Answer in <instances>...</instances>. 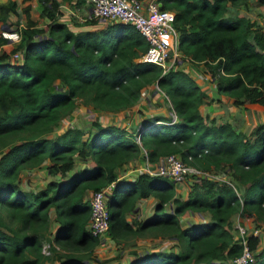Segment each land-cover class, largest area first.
<instances>
[{
	"label": "trees",
	"instance_id": "trees-1",
	"mask_svg": "<svg viewBox=\"0 0 264 264\" xmlns=\"http://www.w3.org/2000/svg\"><path fill=\"white\" fill-rule=\"evenodd\" d=\"M31 1L20 0L19 40L3 47L0 35V264H92L91 255L101 237L86 229L88 196L112 182L107 193L106 235L115 242L151 231L171 239L172 249H152L115 264H225L240 253L241 244L230 231V216L239 220H264V122L248 134L227 121L216 123L202 115L206 95L188 73L136 60L146 48L144 37L130 23L97 22L93 17L71 23L62 19L59 4L79 7L85 0H35L41 5L40 25L31 15ZM247 0H161L173 10L178 47L190 61L208 69L218 93L234 105L251 103L264 109V32L255 20L226 13L227 3ZM264 3V0H258ZM16 12V1L0 2V31ZM9 52L20 54L8 61ZM58 81V87L50 85ZM155 83L169 101L176 118L145 116L132 131L115 124L91 121L92 129L69 126L53 132L76 101L99 110L117 111L134 103L140 90ZM162 120V122H154ZM139 134V143L133 139ZM145 151L149 162L174 153L187 165L219 172L225 169L229 184L199 176L187 194H175L172 179L138 172L133 180L117 178V170ZM75 157L93 165L66 176ZM46 162L49 179L43 188H23L19 172ZM155 197L153 211L143 219L126 218L136 200ZM167 205V208L165 206ZM207 211L209 220L182 224L185 210ZM57 229L51 232V222ZM104 236V235H103ZM256 237L247 245L254 249ZM48 243L51 255L41 251ZM177 242V245H174ZM176 247V248H175ZM175 248V249H174ZM255 250V249H254ZM247 264H264V247L254 251Z\"/></svg>",
	"mask_w": 264,
	"mask_h": 264
},
{
	"label": "rangeland",
	"instance_id": "rangeland-1",
	"mask_svg": "<svg viewBox=\"0 0 264 264\" xmlns=\"http://www.w3.org/2000/svg\"><path fill=\"white\" fill-rule=\"evenodd\" d=\"M34 1L35 0H32V2ZM31 12H32L31 13L32 17L38 21V24L42 25L46 21L45 18L40 16V12H41L40 4L35 3L31 5ZM73 13L76 14L77 16L73 15ZM73 13L66 14L67 21L69 20H72L74 22L82 21V19L78 18V15L81 14L80 11H74ZM226 13H230V14L237 13V14L245 15L258 22L262 27V29H264V4L258 2V0H247V4L239 3L236 4V6H232V4L228 2ZM62 18H65V16H62ZM21 20L22 19H21L20 8L16 9V12L12 13L8 18V22H10L11 25L14 23L19 24ZM109 21H113V20L107 19L106 22ZM3 47H6V51H7L8 47L10 48V45L9 46L4 45ZM136 60L138 61V58H136ZM175 68L182 69L186 73L189 72L188 74L192 78H194V80L197 79V81L199 82L202 81L211 82V80H213L208 72L207 67L201 61L199 62L190 61L187 57L183 56L182 62H180V64L177 65ZM57 87H58V83L56 81L50 85V89H55ZM244 104H247L248 107L251 106L249 103H244ZM245 108L246 111H243L242 113L243 121L241 122V124H243L244 126L243 130H245V128L250 129V127L252 129L253 125L264 120V109H255L253 105L251 108H247V106H245ZM116 112L117 113L110 112L106 109L99 110L89 105L82 104L80 101L77 100L70 113L58 121V124H56V126L54 127L53 132L58 133L69 126L79 127L80 129L86 132L92 129L90 123L94 119L102 124L111 123L117 125L119 123L118 125L124 128L127 127L129 128L130 125L133 131L136 125H139L140 120H142V118H144L145 116L156 115L159 112H162L164 116H170L172 110L170 109L169 101L166 99V97L164 96L163 92L159 89V87L155 83H150L149 85L143 87L140 90V95L134 103H132L130 106L124 109L117 110ZM118 119L119 121H117ZM237 121L238 118L235 119V122ZM135 162H136V166H141L143 164V161L140 158L136 159ZM124 170L125 168L123 165V167L121 166L117 170V173L121 171L120 175H122ZM137 171L130 172L127 175L123 174L120 177H122L123 179L129 174H130L129 176H131L132 174L138 173ZM208 173L209 174L207 177L209 178H213L216 180L229 179V176L227 175L225 169L219 172L211 173L210 171ZM50 175L51 174L49 175L45 174L44 168L25 169L20 173V181L22 183V186H24L25 188H31V187L36 188L40 186L43 182H45L47 179H51V178L53 179V176ZM198 179L199 178L189 177L187 178V180L176 182L177 185L176 187L178 188V190L175 191L176 196L182 198L181 194H184V191H185L184 195H186L189 186H191L193 182L198 181ZM143 202L145 206L142 204L141 205L142 207L137 208L138 213L136 212L134 214L135 217H143L142 214L144 215L146 213V211H143L142 209L147 207V205H149V202L147 201V199ZM166 207L167 205L165 206V208ZM127 216L129 219L133 218L132 214L130 213H127ZM180 219L182 221L181 222L182 224H187V221L190 220L191 217L190 214L188 215L184 214L181 216ZM230 221H231L230 231L233 233V237L235 239L237 238L238 235V228H237L238 226L243 228L247 235H254L257 238L254 248L255 250L264 247V220H258V222H256L255 224V222L253 223L247 219L239 220L238 214L234 213L230 216ZM50 222L52 225V221ZM154 239H159V237L152 236L151 231H144L139 236L125 240H119L117 242L108 238L107 235L104 234V236H102L101 239L99 240V243H97L91 250V255L94 256L96 259H98V262L94 263L91 261V263L106 264L108 263L107 261L110 259H114L113 261L118 262L121 259H123V257L126 258L128 254H130L131 251L133 250L136 249L147 250L150 249V247L152 246L159 247L158 243H156ZM173 241L163 242V245L167 243V246L165 245L166 246L165 249H170V248L172 249L173 247H171V245L173 244ZM176 243L177 242H174V245H177ZM254 249L252 250L255 251ZM48 255H51L50 250ZM62 261H64V259L63 260L59 259L58 261L46 260L44 264H62Z\"/></svg>",
	"mask_w": 264,
	"mask_h": 264
},
{
	"label": "built area",
	"instance_id": "built-area-1",
	"mask_svg": "<svg viewBox=\"0 0 264 264\" xmlns=\"http://www.w3.org/2000/svg\"><path fill=\"white\" fill-rule=\"evenodd\" d=\"M86 3L88 5L86 17L130 23L144 37L146 48L139 55L138 60L158 65L161 68V73L175 68L182 62L183 55L178 47V32L172 23L173 10L161 8V0H86ZM59 7L64 16L67 13H72L70 7L65 3H60ZM62 19L65 21V18ZM19 25H21L20 22L14 25L7 24L1 28L0 35L5 39L4 45L13 46L19 40ZM19 57V53L10 52L6 60L16 61ZM167 117L169 118L168 122H173L176 118L173 111ZM154 122H162V120ZM133 139L139 143V134L134 133ZM141 155L140 159L143 164L135 168L138 172L163 175L174 182H181L189 177L197 178L200 175L207 177L210 172L185 164L174 153L159 157L155 163L147 160L144 150ZM223 180L229 183L228 179ZM111 187L112 182L91 191L88 195L89 216L86 229L91 235L102 237L106 233L108 227L106 197ZM237 228V238L241 244V250L239 254L226 259L225 264H247L253 259L254 251L247 245L249 235L243 228L238 226ZM48 246L47 242H42L41 251L48 253ZM166 246L160 244L158 249H164Z\"/></svg>",
	"mask_w": 264,
	"mask_h": 264
},
{
	"label": "crops",
	"instance_id": "crops-1",
	"mask_svg": "<svg viewBox=\"0 0 264 264\" xmlns=\"http://www.w3.org/2000/svg\"><path fill=\"white\" fill-rule=\"evenodd\" d=\"M16 1V9H19L20 8V6H21V2H20V0H15ZM86 1V0H85ZM0 2H2V0H0ZM36 2L34 1V2H32L31 1V5H33V4H35ZM262 4H264V3H262ZM69 7V6H68ZM71 9V11H72V13L74 12V11H80V13L82 14H79L78 15V18L79 19H82L84 16H86V14H87V12H88V5H87V3H83V4H81L79 7H72V8H70ZM32 13V12H31ZM238 13V12H237ZM12 13H9L8 14V18L10 17V15H11ZM73 15H76V14H74L73 13ZM77 16V15H76ZM65 21H67V17L65 16ZM73 18V17H72ZM106 21H107V19H100V20H98L97 22H95V23H93V24H90V25H85L84 27L85 28H91V29H93V28H98V27H102L105 23H106ZM21 22V21H20ZM72 20H69V21H67V24L70 26V27H73V28H77L76 26H74L72 23ZM256 23H258V22H256ZM9 24H10V22H9ZM15 24V23H14ZM13 24V25H14ZM259 24V23H258ZM260 25V24H259ZM261 29H262V27H261ZM263 30V32H264V29H262ZM186 70V69H185ZM188 72V71H187ZM189 73V72H188ZM57 83H58V81L57 80H55ZM196 81V83L197 84H199V86H200V88H203V89H201L202 91H203V93L206 95V97H205V102L204 103H202L200 106H199V111L201 112V114L202 115H208L209 117H214V119H215V122L216 123H220V122H224V121H227V122H229L230 124H231V126L235 129V130H237V131H241V132H244L245 134H248L250 131H251V127H250V129H246L245 128V130H247V131H245V130H243V128H244V126H243V124H241V122L243 121L242 120V113H243V111H246V108H245V106H247V108H251L252 107V104L251 103H249L251 106H249L248 107V105L247 104H243V105H234L233 103H232V98L231 97H229V96H227V95H225V94H221V93H218L217 91H216V89H215V84H214V81L213 80H211V82L210 81H208V82H199V81H197V79L195 80ZM163 109V108H162ZM110 112H115V113H117L116 111H110ZM158 114H163L162 112H159V113H157L156 115H158ZM118 115V114H117ZM116 115V116H117ZM118 118V117H117ZM236 118H238V121L237 122H235V119ZM117 121H119V119L117 120ZM260 122H264V120H262V121H260ZM259 122V123H260ZM117 124V123H116ZM119 124V123H118ZM117 124V125H118ZM254 126V125H253ZM128 128V127H127ZM129 128H132L130 125H129ZM129 128L127 129L128 131H129ZM136 159H138V158H135V159H133V160H131V161H129L128 163H126V164H124V168H125V170L123 171V174L124 175H127L128 173H130V172H136L137 171V169H135L137 166H136ZM85 165H89V166H91V165H93V161L92 160H90V159H87L86 161H83V160H80L79 158H77V157H75V159H74V165H73V167L69 170V171H67L66 172V176H65V178L67 177V176H69V175H71L72 173H74L78 168H80V167H82V166H85ZM123 167V166H122ZM35 168H44V170H45V174H48L49 175V173H48V171H47V169H46V162H44L43 164H41L40 165V167H35ZM32 169H34V168H32ZM21 171H23V170H21ZM21 171L19 172V177H20V173H21ZM138 172V171H137ZM120 173H121V171L120 172H118L117 173V178H121L122 179V177H120V176H122V175H120ZM137 174V173H136ZM136 174H132L131 176H126L125 178H123V180H133L134 178H135V176H136ZM51 176V175H50ZM53 176V179H57V180H63L62 178H60L59 177V175L58 174H54V175H52ZM52 179V178H51ZM49 179H47L45 182H43L40 186H38V187H36V188H32L31 187V189H39V188H43L44 187V185H45V183L48 181ZM19 185H20V187H23L24 188V186H22V183H21V181L19 180ZM113 186V185H112ZM177 185H176V183H175V188H174V190L175 191H177L178 190V188L176 187ZM187 193V192H186ZM184 194H185V191H184ZM184 194H181V196H182V198L183 197H185L186 195H184ZM89 195V191L88 190H86L85 191V196L87 197ZM147 199V201L149 202V205H147V207H145L144 209H142L143 211H146V213L143 215L142 214V216L143 217H135L134 216V214L137 212L138 213V209L137 208H140V207H142L141 205L144 203L143 201H145ZM155 201H156V199H155V197H153V196H151V195H148V196H146V197H144V198H140V199H138V200H136V202H135V204H134V207H133V209L131 210V211H129V212H127V213H130V214H132V216H133V218H137V219H143V218H145V217H147L148 215H150L151 214V212L153 211V204L155 203ZM144 205V204H143ZM145 206V205H144ZM167 208V207H166ZM142 211V212H143ZM141 212V211H140ZM139 212V213H140ZM184 214H186V215H188V214H190V217H191V219L190 220H188L187 221V224L188 223H190V222H195V221H205V220H209V218H210V214H209V212H207V211H201V212H198V211H192V210H185L183 213H181L180 215H179V219L181 218V216L182 215H184ZM126 218L128 219V220H130L129 218H128V216H127V214H126ZM180 221H181V219H180ZM182 222V221H181ZM51 227V232L53 233V232H55V230L57 229V222L55 221V220H52V225H50ZM108 238H109V236H107ZM154 241L156 242V243H158V245H160V244H163V242H172V240L170 239H162V240H160V239H154ZM99 243V242H98ZM165 245H167V243L165 244ZM158 246H152V247H150V249H147V250H138V249H136V250H133V251H131V253L130 254H128V256L126 257V258H124L123 257V259H121L119 262H121V261H126V260H129V259H131V258H133L134 257V254H133V252H136V254H141V253H143V252H146V251H149V250H152V249H156ZM114 259H110V260H108L107 262L108 263H106V264H115L116 263V261H113ZM53 261H55V260H53Z\"/></svg>",
	"mask_w": 264,
	"mask_h": 264
},
{
	"label": "water",
	"instance_id": "water-1",
	"mask_svg": "<svg viewBox=\"0 0 264 264\" xmlns=\"http://www.w3.org/2000/svg\"><path fill=\"white\" fill-rule=\"evenodd\" d=\"M6 25L4 24V25H2V27L4 28Z\"/></svg>",
	"mask_w": 264,
	"mask_h": 264
}]
</instances>
